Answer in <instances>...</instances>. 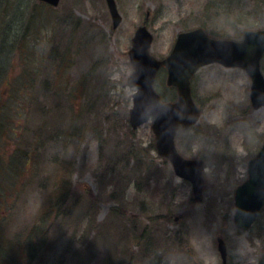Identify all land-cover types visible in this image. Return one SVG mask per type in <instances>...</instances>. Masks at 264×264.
<instances>
[{
	"label": "rangeland",
	"instance_id": "rangeland-1",
	"mask_svg": "<svg viewBox=\"0 0 264 264\" xmlns=\"http://www.w3.org/2000/svg\"><path fill=\"white\" fill-rule=\"evenodd\" d=\"M116 1L123 21L114 29L106 0H61L57 7L0 0V40L10 49L0 82V261L222 264L223 236L229 264L258 262L264 207L249 231L234 220L236 188L264 142V106L252 104L248 73L214 63L194 76L200 119L181 129L176 143L185 157L205 161L201 202L158 155L152 121L132 128L135 88L127 80L139 26L154 35L152 54L164 58L181 31L202 27L241 41L246 30L263 29L264 0ZM166 76L161 69L157 85L169 95ZM10 96L16 103L1 111ZM34 98L32 116L20 105ZM32 237L34 259L26 250Z\"/></svg>",
	"mask_w": 264,
	"mask_h": 264
},
{
	"label": "water",
	"instance_id": "water-1",
	"mask_svg": "<svg viewBox=\"0 0 264 264\" xmlns=\"http://www.w3.org/2000/svg\"><path fill=\"white\" fill-rule=\"evenodd\" d=\"M58 6L61 0H40ZM114 27L122 21L115 0H107ZM153 35L146 26H140L132 39L129 51L133 71L128 84L136 87L130 122L137 128L153 118L152 129L158 152L167 157L178 177L191 180L196 200H202L205 186V163L202 159H188L177 149L175 136L180 126L191 127L199 118L200 109L194 102L191 80L203 65L220 62L228 67L240 66L252 78L253 106H264V74L261 59L264 55V29L248 30L243 41L214 39L202 28L178 35L172 52L164 59L151 53ZM168 69L167 82L178 89L176 101H163L156 90L159 69ZM235 219L239 227L248 230L257 218L264 203V145L259 155L250 161L249 179L236 191ZM219 250L226 264L227 247L218 238ZM257 264H264V255Z\"/></svg>",
	"mask_w": 264,
	"mask_h": 264
},
{
	"label": "trees",
	"instance_id": "trees-1",
	"mask_svg": "<svg viewBox=\"0 0 264 264\" xmlns=\"http://www.w3.org/2000/svg\"><path fill=\"white\" fill-rule=\"evenodd\" d=\"M1 37V36H0ZM8 37V36H7ZM20 40H22V34H21V32L19 33V34H16L15 36H14V38H13V42H12V44H11V46H13V45H15V44H17V43H19V41ZM14 51V50H13ZM9 60H10V49L7 47V42H6V45H4L3 44V42L0 40V82L2 83L3 82V79H2V77H3V73L5 72V66H4V63H6L7 61L9 62ZM15 87V86H14ZM172 89V88H171ZM21 90H25V88H22ZM173 90V89H172ZM26 94V93H25ZM162 94L164 95V96H166V98H168V99H170V98H172L173 97V94H172V92L169 90V95L168 94H166V91L164 92V91H162ZM35 95V94H34ZM17 96V95H16ZM31 96H33V95H31ZM36 96V95H35ZM15 97V96H14ZM18 97V96H17ZM37 97V96H36ZM1 99H2V97H1ZM2 102V101H1ZM13 103H16V101H14L13 99H12V97L10 96V100H9V102L8 103H2L1 104V106H2V109H1V111H3L4 110V106L5 105H9V104H13ZM37 102H36V100H35V98L33 99V101H32V103H30V105H29V107L27 108L26 106H23L24 105V103L22 104V105H20L21 106V110H26L27 112H29V111H31L30 112V115H32V116H35L34 115V109H36L37 110V104H36ZM15 106V105H14ZM18 107V106H17ZM20 108V107H19ZM0 116H3L2 115V113H0ZM138 156V155H137ZM136 156V157H137ZM17 161V159H16V157L14 158V160L13 161H11L12 162V164H13V166H11V168H12V170L14 171H16V169H15V165L14 164H17V163H15ZM22 161L24 162V157H22ZM8 162H9V160H8ZM8 162H7V165L5 166L7 169L10 167V165H8ZM10 172H8L7 171V176H5V178L9 181V179H10V174H9ZM26 242H27V244H26V246H27V248H26V250H27V253H29V257H30V259H34L36 256H37V249L34 247V249H33V244L34 243H37L36 242V240L32 237V238H28L27 240H26ZM8 261L9 262H7V261H5L4 260V258L0 261V264H11V261L12 260H10V259H8Z\"/></svg>",
	"mask_w": 264,
	"mask_h": 264
}]
</instances>
